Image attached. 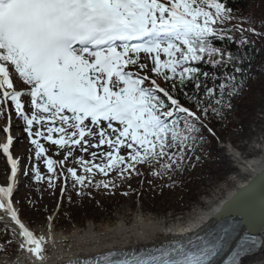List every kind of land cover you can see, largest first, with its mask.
Wrapping results in <instances>:
<instances>
[{
    "label": "snow or ice",
    "instance_id": "6c2138e0",
    "mask_svg": "<svg viewBox=\"0 0 264 264\" xmlns=\"http://www.w3.org/2000/svg\"><path fill=\"white\" fill-rule=\"evenodd\" d=\"M258 23L264 28V21L234 15L231 0H0V116L7 115L9 133L14 111L34 146L32 172L23 175L53 193L59 185L71 202V192L113 191L143 177V168L171 179L192 166L204 133L216 135L210 122L224 117L244 86L250 37H264ZM42 141L62 158L53 159ZM12 145L11 134L0 143L10 166L0 210L12 222L0 252L14 244L9 264H48L46 237L23 221L12 199L21 171ZM97 173L107 179L96 180ZM260 227L264 232V222ZM252 231L234 217L139 252L68 264H244L264 247Z\"/></svg>",
    "mask_w": 264,
    "mask_h": 264
},
{
    "label": "rangeland",
    "instance_id": "374dc122",
    "mask_svg": "<svg viewBox=\"0 0 264 264\" xmlns=\"http://www.w3.org/2000/svg\"><path fill=\"white\" fill-rule=\"evenodd\" d=\"M246 9L250 10V17L253 20L257 22L264 21V0L248 1ZM260 58L262 60L261 62L264 63V49L260 52ZM238 102L240 104L237 110L238 115L236 116L235 112ZM231 104L232 107L225 110L223 117L224 119L227 118L232 121V128L229 131L230 134L224 141L228 142L233 149L238 150L244 155V152L246 154V150L249 151L247 145L251 137L258 135L254 146L260 148L264 144V67L262 71L258 72L257 81L253 84V88L250 86L247 87L244 84L240 92L232 97ZM22 124L23 122L18 120L17 126L15 127L17 128L16 131L18 136L23 135V137L19 139L17 147H15L17 155L21 157L20 161L22 169L18 174V184H20V187L12 199L18 208L21 206V216L23 221L29 223L37 232H41V230L45 231L54 226L58 231L69 233L75 231V229L84 227L89 223H94L97 227H103L113 223L122 214L123 218L130 223L133 221L134 216L140 213L141 210L149 215L157 214L159 216L170 217L173 216L174 211L177 209L184 210L188 208V205H192L195 197L202 200L219 189L221 190L223 186L225 187L224 183L228 178L238 172V167L228 155L229 148H219L221 150L213 152L209 150V145L204 143L195 153L200 159L197 161L192 158V166L186 167L184 172L185 181L189 182L191 180L188 184V189H183V185H179L175 190H170L159 197L141 196L136 200L132 196L124 195L125 197H122L121 195L126 192L125 190H128L127 188L129 184L134 186L135 183H137L138 178L135 177L132 180L126 181L122 185L119 194H106L104 190L101 193H96L95 195H97L98 198L92 206H90L91 214L83 216L89 209L88 207L84 209L83 205H90L91 203H89V201L92 200L91 197L87 195L86 198L83 199L84 202L81 204L77 203V207L72 210L74 212V217L77 219L79 218V220L73 221L67 208L64 207L63 211L62 209H59L62 199L59 188L55 189V192L53 193L51 190L47 189L46 184H36L32 180L31 175H23L25 168H27L30 173L31 167L29 165V156L30 150H32L34 146L30 144L27 134H23ZM1 142L2 140L0 138V143ZM47 146L48 148L55 150L51 145ZM257 154H260L259 149H256V152L254 153V155ZM49 155H52L53 159H61L63 156L62 153L60 155L49 153ZM40 167L41 172L46 173L47 170L42 162ZM174 174L175 176L177 175V173ZM8 179L9 168L7 167L0 151V182L7 185ZM91 189L93 191L96 190L95 188H89V190ZM31 193L37 198V203H34L35 206L32 207L33 209H31V205L22 207V202H24L23 199H26L28 196L31 198ZM73 200L75 202L81 199L73 198ZM195 204L196 203H194V205ZM93 205L95 207H93ZM122 209H126V212H120ZM54 210H57L56 215L52 214ZM58 210L60 212H58ZM1 213H3L2 210H0V217H3ZM49 214H52L51 217H53V224L52 221L47 219ZM2 220L3 219H0V221ZM79 221H84V225H78ZM4 226L5 225L0 223V239H3V241L11 238L10 236L5 235ZM4 237L6 239H4ZM15 252L16 247L13 248V253ZM13 253L6 255L0 254V257H12Z\"/></svg>",
    "mask_w": 264,
    "mask_h": 264
},
{
    "label": "bare ground",
    "instance_id": "6f19581e",
    "mask_svg": "<svg viewBox=\"0 0 264 264\" xmlns=\"http://www.w3.org/2000/svg\"><path fill=\"white\" fill-rule=\"evenodd\" d=\"M21 86L27 91L26 86ZM228 155L238 167V172L228 178L224 183L225 187L223 186L221 190L205 197L200 206L191 209L185 215L165 217L157 214H145L141 210L130 223L123 218L122 214L109 225L97 227L94 223H89L69 233L58 231L54 227L37 233L29 227L35 233L46 237L48 241L46 247L50 257L48 264H60L77 257L98 256L115 250L147 248L159 245L173 237L209 228L227 200L233 198L239 188L247 185L250 181L247 177H253L254 174L262 170L264 164L263 158L260 156H246L233 148L230 149ZM245 176L246 178H244ZM120 212L125 213L126 209H122ZM4 224L12 225L7 216L4 218ZM260 234L264 237V232L260 231ZM21 257L27 258L23 253ZM11 260L12 257H0V264H9ZM262 260H264V247L258 253L245 258L244 264H260Z\"/></svg>",
    "mask_w": 264,
    "mask_h": 264
},
{
    "label": "trees",
    "instance_id": "16d2710c",
    "mask_svg": "<svg viewBox=\"0 0 264 264\" xmlns=\"http://www.w3.org/2000/svg\"><path fill=\"white\" fill-rule=\"evenodd\" d=\"M248 1L251 0H231V5L234 9V15H236L237 17L243 19L244 21H247V19L250 17V13H249V9H246V4L248 3ZM259 26V23L256 25ZM250 39L255 41V44L252 48V52H251V67L249 72L246 74L244 81L246 80V77L248 78V81L244 82L246 83L247 87H252L253 88V84L257 81V74L259 71H262L264 64L259 60V55L261 50L264 49V39L262 37H255L252 36L250 37ZM219 43V42H217ZM231 48H233V50H235V45H230ZM247 50V49H246ZM209 70V69H206ZM230 71V69H229ZM240 104V103H239ZM216 120L217 118L212 119V121L210 122L209 126L212 128H215L216 125ZM223 127L221 128L222 130L216 132L217 135L220 136H224L226 134L229 133V131L232 128V124L231 122H227V121H223ZM205 135V139L206 142L209 143L210 145V149L212 151L217 150V140L215 136L209 135L207 132L204 133ZM145 173V175L143 177H139V180L137 181V183L132 186V190L129 191L131 192L130 195L135 196V197H159L161 195H163L164 193L169 192L170 190H175L179 185H183L184 189H188L189 188V183L191 181H185L184 178V171L183 170H178L179 176H177L178 178L173 181L171 179H168L167 177L163 178V179H158V178H154L151 175L148 174V169L147 168H143L142 169ZM176 172V171H175ZM173 172V173H175ZM172 173V174H173ZM171 174V175H172ZM173 179V178H172ZM184 179V180H183ZM118 190L120 188H117ZM118 190H113V192L115 193ZM71 196H72V200L71 202H67V196H64V201L63 203L65 204L64 207L67 208V211H69V213L72 214L73 218L75 220H79V218H75L74 217V212L72 211L75 207H77V203H83V199L86 198L87 194L83 195V196H78L75 192H71ZM73 198H80L81 200H77L74 202ZM97 199V197L92 198L91 201H89V203H91L90 205H83V208L86 209L87 207L89 208L88 211H86L83 216L87 215V214H91V210H90V206H92V204L95 202V200ZM193 200H197V198L195 197ZM30 200H28L29 202ZM28 202L26 203V205H28ZM23 205H25V202H23ZM93 207H95L93 205ZM83 211V210H82ZM78 223H85L84 221H79Z\"/></svg>",
    "mask_w": 264,
    "mask_h": 264
},
{
    "label": "water",
    "instance_id": "95a60500",
    "mask_svg": "<svg viewBox=\"0 0 264 264\" xmlns=\"http://www.w3.org/2000/svg\"><path fill=\"white\" fill-rule=\"evenodd\" d=\"M234 217L250 222L253 228L250 234L261 236L260 226L264 222V164L262 170L254 174L247 185L239 188L238 193L225 203L215 219V224Z\"/></svg>",
    "mask_w": 264,
    "mask_h": 264
}]
</instances>
